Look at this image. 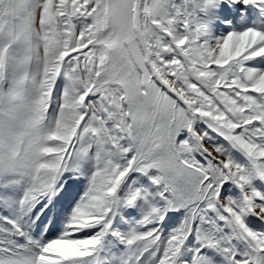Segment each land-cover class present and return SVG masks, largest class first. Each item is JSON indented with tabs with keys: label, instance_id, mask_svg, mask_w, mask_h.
I'll list each match as a JSON object with an SVG mask.
<instances>
[{
	"label": "snow or ice",
	"instance_id": "6c2138e0",
	"mask_svg": "<svg viewBox=\"0 0 264 264\" xmlns=\"http://www.w3.org/2000/svg\"><path fill=\"white\" fill-rule=\"evenodd\" d=\"M0 264H264V0H0Z\"/></svg>",
	"mask_w": 264,
	"mask_h": 264
}]
</instances>
